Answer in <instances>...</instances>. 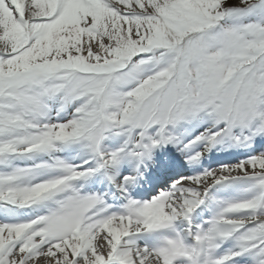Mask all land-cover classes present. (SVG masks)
<instances>
[{
    "label": "snow or ice",
    "instance_id": "obj_1",
    "mask_svg": "<svg viewBox=\"0 0 264 264\" xmlns=\"http://www.w3.org/2000/svg\"><path fill=\"white\" fill-rule=\"evenodd\" d=\"M0 264H264V0H0Z\"/></svg>",
    "mask_w": 264,
    "mask_h": 264
}]
</instances>
